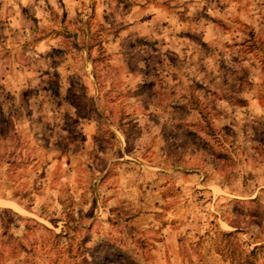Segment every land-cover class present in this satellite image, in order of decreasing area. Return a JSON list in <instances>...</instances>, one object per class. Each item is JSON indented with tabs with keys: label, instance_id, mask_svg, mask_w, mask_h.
Returning <instances> with one entry per match:
<instances>
[{
	"label": "rangeland",
	"instance_id": "1",
	"mask_svg": "<svg viewBox=\"0 0 264 264\" xmlns=\"http://www.w3.org/2000/svg\"><path fill=\"white\" fill-rule=\"evenodd\" d=\"M0 264H264V0H0Z\"/></svg>",
	"mask_w": 264,
	"mask_h": 264
}]
</instances>
